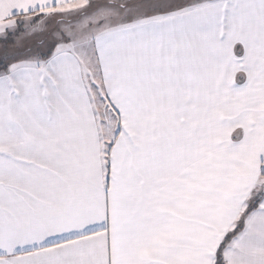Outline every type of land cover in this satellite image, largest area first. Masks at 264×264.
I'll list each match as a JSON object with an SVG mask.
<instances>
[{
  "label": "snow or ice",
  "instance_id": "1",
  "mask_svg": "<svg viewBox=\"0 0 264 264\" xmlns=\"http://www.w3.org/2000/svg\"><path fill=\"white\" fill-rule=\"evenodd\" d=\"M0 264H264V0H0Z\"/></svg>",
  "mask_w": 264,
  "mask_h": 264
}]
</instances>
